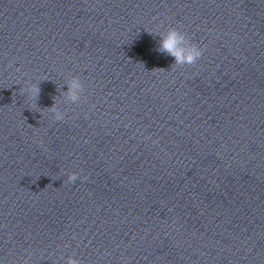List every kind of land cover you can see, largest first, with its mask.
Instances as JSON below:
<instances>
[{"label": "clouds", "instance_id": "1", "mask_svg": "<svg viewBox=\"0 0 264 264\" xmlns=\"http://www.w3.org/2000/svg\"><path fill=\"white\" fill-rule=\"evenodd\" d=\"M160 44L159 51L166 53L167 55L174 58L175 65H193L195 64L203 55L202 50L193 43H190L186 35L175 27H170L166 32L159 33ZM84 91V85L78 77H72L68 82V98L75 104L81 100V93ZM21 94L27 92L28 98L30 100H38L40 88L38 84H31L27 88H22L20 90ZM53 119L55 121H63L65 118V113L58 110L53 106L51 109ZM78 179L76 173H69L67 175V183H74ZM86 179V177L81 178ZM67 264H80L77 259L69 258Z\"/></svg>", "mask_w": 264, "mask_h": 264}]
</instances>
